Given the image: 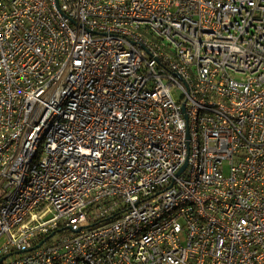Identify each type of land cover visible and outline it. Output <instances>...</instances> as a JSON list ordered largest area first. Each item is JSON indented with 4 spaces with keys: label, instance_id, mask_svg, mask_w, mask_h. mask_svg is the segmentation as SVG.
<instances>
[{
    "label": "built area",
    "instance_id": "obj_1",
    "mask_svg": "<svg viewBox=\"0 0 264 264\" xmlns=\"http://www.w3.org/2000/svg\"><path fill=\"white\" fill-rule=\"evenodd\" d=\"M2 239L0 264H264V0H0Z\"/></svg>",
    "mask_w": 264,
    "mask_h": 264
},
{
    "label": "rangeland",
    "instance_id": "obj_2",
    "mask_svg": "<svg viewBox=\"0 0 264 264\" xmlns=\"http://www.w3.org/2000/svg\"><path fill=\"white\" fill-rule=\"evenodd\" d=\"M228 173H229V166H228V164H226V166H225V175H228ZM3 241H4V239L0 240V243H2Z\"/></svg>",
    "mask_w": 264,
    "mask_h": 264
},
{
    "label": "water",
    "instance_id": "obj_3",
    "mask_svg": "<svg viewBox=\"0 0 264 264\" xmlns=\"http://www.w3.org/2000/svg\"><path fill=\"white\" fill-rule=\"evenodd\" d=\"M186 166V165H185ZM3 260V258L2 259H0V263H1V261Z\"/></svg>",
    "mask_w": 264,
    "mask_h": 264
}]
</instances>
